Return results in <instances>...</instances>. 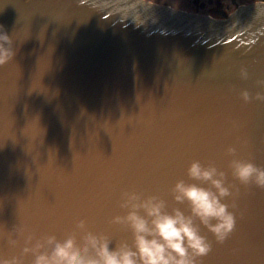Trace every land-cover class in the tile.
Instances as JSON below:
<instances>
[{
    "label": "water",
    "instance_id": "obj_1",
    "mask_svg": "<svg viewBox=\"0 0 264 264\" xmlns=\"http://www.w3.org/2000/svg\"><path fill=\"white\" fill-rule=\"evenodd\" d=\"M0 33L15 52L0 66V259L82 219L110 248L131 243L112 223L121 192L187 214L171 188L195 182L199 160L226 173L236 225L223 243L200 226L198 264H264V189L229 167L264 168V3L212 19L141 0H0Z\"/></svg>",
    "mask_w": 264,
    "mask_h": 264
},
{
    "label": "clouds",
    "instance_id": "obj_2",
    "mask_svg": "<svg viewBox=\"0 0 264 264\" xmlns=\"http://www.w3.org/2000/svg\"><path fill=\"white\" fill-rule=\"evenodd\" d=\"M14 56L11 37L0 33V66ZM241 95L249 101L247 91ZM255 99L264 101V95L257 93ZM227 154L234 156L235 149L228 148ZM229 167L241 184L264 189V168L239 159H232ZM186 175L195 182L177 180L171 195L176 204L187 205V214L178 207L168 211L167 202L158 195L121 192L119 207L126 214L114 216L112 223L127 226L131 243L121 241L110 248L113 241L90 231L87 221L82 219L64 239L51 234L37 239L29 234L22 255L0 259V264H24L23 256L29 254L34 257L32 264H198L211 251L200 226L223 243L235 229L236 220L223 202L232 195L224 171L214 164L204 165L193 160ZM9 243L15 246L17 241L9 239Z\"/></svg>",
    "mask_w": 264,
    "mask_h": 264
},
{
    "label": "flooded vegetation",
    "instance_id": "obj_3",
    "mask_svg": "<svg viewBox=\"0 0 264 264\" xmlns=\"http://www.w3.org/2000/svg\"><path fill=\"white\" fill-rule=\"evenodd\" d=\"M145 3L196 16L225 19L237 9L264 0H141Z\"/></svg>",
    "mask_w": 264,
    "mask_h": 264
}]
</instances>
